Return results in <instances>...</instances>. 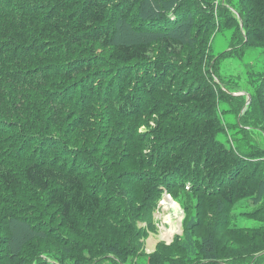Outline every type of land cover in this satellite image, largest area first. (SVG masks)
Masks as SVG:
<instances>
[{
    "label": "trees",
    "instance_id": "16d2710c",
    "mask_svg": "<svg viewBox=\"0 0 264 264\" xmlns=\"http://www.w3.org/2000/svg\"><path fill=\"white\" fill-rule=\"evenodd\" d=\"M187 3L197 14H210L212 24L234 21L243 41L248 38L246 45L253 40L264 47V0H170L164 4L167 10L152 0H0V58H6L5 69H0V134L5 136L0 144H8L0 151L9 158L0 156V190L13 200L29 198L26 205L53 225L49 230L44 223L36 231L34 224L23 223L33 235L9 253L11 244L0 238L5 264H19L18 258L38 264H101L106 259L134 264L140 255H147L149 264L263 263L264 149L251 144L255 141L250 135L255 131L264 138V51L251 69L248 145L235 147L218 137L217 105L233 96L214 81L207 64L213 25L200 26L195 11L185 9ZM135 14L136 20L141 17L155 26L156 41H114L115 26ZM156 91L178 106L181 117L168 131L177 133L176 139L161 154H146L155 158V169L145 175L141 192L132 189L134 195L128 196L119 186L126 182L121 172L117 187L100 177L106 176L103 169L94 171L98 175L89 182L83 170L69 165L70 156L76 155L71 142H89L88 131L93 132L82 129L88 113L75 127L76 111L70 105L77 108L89 99L112 104L121 96L123 113L140 114L135 120L143 125L140 98ZM123 116L117 110L108 113V133L92 141L102 145L107 135L122 137ZM128 134L134 137L135 132ZM139 157L148 164L144 154ZM164 186L169 193L188 186L197 197L183 196L189 216L183 235L148 253L144 246L149 228L140 223L156 228L154 211ZM114 190L120 193L109 201ZM244 198L261 204L251 212L263 221L260 226L232 225L234 207ZM16 219L1 210L0 231ZM26 249L31 250L29 258L24 257Z\"/></svg>",
    "mask_w": 264,
    "mask_h": 264
},
{
    "label": "rangeland",
    "instance_id": "374dc122",
    "mask_svg": "<svg viewBox=\"0 0 264 264\" xmlns=\"http://www.w3.org/2000/svg\"><path fill=\"white\" fill-rule=\"evenodd\" d=\"M170 0H152V3H156V7L167 10L164 6L165 3H168ZM183 1V4L186 3L187 0ZM218 3V1H217ZM226 3V2H225ZM186 10H190V14L194 11L193 16L195 14L198 16V19L201 21L200 26H205V24L211 23L213 25L212 28V47L210 54L207 55V64L209 65L210 73L213 76L214 81L219 84L222 88L228 89L230 94L233 97H228L227 101L219 100V104L217 105L218 111V137L219 139L225 140L229 144H234V146H246L248 145V132L246 131V127L248 126V115L246 114V110L249 107V104L252 101L251 94L248 89L251 88V83L254 81V75L251 72V69L254 68V65H257L261 62V54L264 51L263 44L258 43L256 41H248V45H246V41L248 38L243 41V38L239 36L238 25L232 21L229 24H225L224 21H218L216 24H212L209 20L210 14L201 12L197 14L195 8L193 9L192 5L187 3L185 4ZM172 9V8H171ZM176 9V8H174ZM232 12L235 13L237 17V10L232 8ZM146 13V12H145ZM144 13V16H145ZM219 14V12H217ZM139 17L136 14L133 15L131 19L128 21H120V24L115 26V34L114 41H119L120 39L131 40L134 37L143 38L147 41H156L157 30L154 28L152 24L145 23L143 19L140 17V21L136 20ZM176 16L173 15L172 18ZM231 17H233L231 15ZM235 19V17H234ZM243 26V20L240 21ZM190 25H196V21ZM202 30V28H198ZM194 32V30H193ZM250 40V39H249ZM4 59L0 58V69H5L2 63H4ZM204 74V72H203ZM7 87H11L7 85ZM26 90V91H25ZM33 89L31 88H22L23 92H29ZM228 92V91H227ZM228 92V93H229ZM135 101H138V96L140 94L137 92L134 93ZM32 95V94H29ZM145 98L141 97L139 104L143 107V119L145 121L143 125L135 119H139L140 114H133V116H127L123 113L124 107H122V103L124 102L122 97L119 96L112 104H107L105 99H91L87 100L85 104L82 102L79 106H72L74 113V123L75 127L79 126L80 120L78 118L87 113L90 114L86 117V122L82 126V129L92 130L93 132L89 133L88 136L92 140L100 139L104 133H108L110 126V119L108 118V113L118 111L120 115H124L126 118V122L124 125L123 135L118 138V140L112 139V136L107 135L103 140L104 143L102 145L97 144L96 141L88 140L89 142H81V140L77 139V143L71 142L74 144L75 156H70L69 165L72 167H76V169L83 170V175L87 181L94 180L97 169H103L106 173V176L101 174L100 177L102 179H109L111 182H114L115 186L119 184L120 178H118V174L121 172V177L126 180L124 184H120V187H123L124 190H127V195H134L131 191L132 189L136 190L138 193L141 192L140 184L144 181L145 175L149 173L150 169H155L153 165V161L155 162V158H149L146 154L151 153L153 151L159 150L161 154L163 149L170 145V142L173 139H176L177 133L172 134L169 133V130H173L176 123V119L181 117V114L175 111L178 107L177 105L171 104V101L166 100V96H164L161 92H155L153 96L146 94ZM237 97L240 100L234 98ZM161 98V100H160ZM153 99H158L153 101ZM153 101V102H152ZM162 101V103H161ZM121 103V105H120ZM148 105V106H146ZM83 108V110L81 108ZM119 108V109H118ZM84 111V112H82ZM149 113V114H147ZM180 114V115H179ZM170 116V118H169ZM135 117V118H134ZM106 120V122H105ZM138 128L136 129L135 126ZM98 129L95 131L94 129ZM129 131H134V137L128 134ZM251 139L254 140V143L251 144H259L262 149H264V138L259 133L255 131L250 135ZM5 136L0 134V139H3ZM5 139V138H4ZM88 139V138H86ZM7 143L0 144V149H3L7 146ZM235 146V147H236ZM2 158L9 159L7 154L4 151H0ZM71 152V151H69ZM141 154H144L146 159H150L148 164L144 163L143 157H139ZM78 155V156H77ZM17 158V157H16ZM72 160L75 162H72ZM139 161L142 162V165L139 164ZM15 164L19 163V159H12ZM152 161V166H151ZM94 164V166H93ZM106 169H110L111 173H107ZM182 186V185H181ZM175 187L172 193H169L167 188L164 186V195L162 196L158 206L154 211V220L156 223L154 228L153 226L150 228L146 222H141L140 224L143 227H147L148 235L145 239V250L149 253L155 250L161 244L170 245L174 241V237L178 235H183L184 227H185V219L188 216L186 213V207L184 204L185 199L183 198L185 195H190L193 200H196V193H191V190L186 187ZM118 187V186H117ZM135 191V192H136ZM113 192V191H112ZM175 192L181 194L179 196L182 197L180 199L176 196ZM120 191L114 190V193H110L109 201L112 200L113 196H118ZM27 195V193H26ZM136 195V194H135ZM14 197L5 190H0V211L6 209L8 213L12 214V218L16 217L8 227V229H4L0 231V238L2 241H7L11 244V249L7 251L8 253L14 248H17L20 244L19 241L22 238L32 234L26 231V227H21L27 224H34V228L36 231L43 229L41 227L44 223L46 226H49V230L53 229L52 223L49 221L50 218H45L42 221L39 218V213L34 209H30L29 205H26L27 199H19L13 200ZM27 200V201H26ZM112 202L106 205L109 207ZM114 203V202H113ZM261 206L256 201L251 198H244L236 207H234L233 214L234 218L232 220V225L237 227H258L262 224V220L251 212L256 208ZM195 204L191 205L190 211H194ZM161 208V209H159ZM261 210H258V212ZM257 212V211H256ZM255 212V213H256ZM256 215V214H255ZM263 217V214H260ZM107 217V215H106ZM189 217V216H188ZM188 219H191L188 218ZM57 226V223L55 222ZM34 231V230H33ZM33 235V234H32ZM198 235V233H197ZM14 239V240H12ZM34 239L31 236L27 241H32ZM153 244L151 243V241ZM2 242L0 243V247ZM26 258H29V254L27 252H31V250L26 249L25 251ZM3 263H6V258L0 256ZM184 259L187 257V253L184 252ZM19 264H38L37 262L29 263L24 258H18ZM101 264H119L117 260L114 259H106ZM134 264H149L147 255H140L136 257V261ZM206 264H219V263H206ZM264 264V261L263 263Z\"/></svg>",
    "mask_w": 264,
    "mask_h": 264
},
{
    "label": "crops",
    "instance_id": "0c3cea01",
    "mask_svg": "<svg viewBox=\"0 0 264 264\" xmlns=\"http://www.w3.org/2000/svg\"><path fill=\"white\" fill-rule=\"evenodd\" d=\"M158 207H160V206H158ZM159 209H161V208H159ZM150 241H151V239H150ZM151 243L153 244V242L151 241Z\"/></svg>",
    "mask_w": 264,
    "mask_h": 264
}]
</instances>
